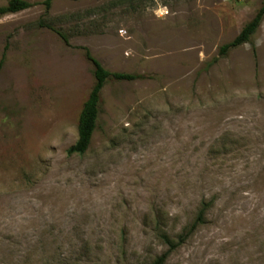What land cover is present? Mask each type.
Listing matches in <instances>:
<instances>
[{
	"label": "rangeland",
	"instance_id": "rangeland-1",
	"mask_svg": "<svg viewBox=\"0 0 264 264\" xmlns=\"http://www.w3.org/2000/svg\"><path fill=\"white\" fill-rule=\"evenodd\" d=\"M26 1L0 17V264H153L205 207L165 264H264V20L219 58L264 0ZM82 47L147 78L108 82L69 155Z\"/></svg>",
	"mask_w": 264,
	"mask_h": 264
},
{
	"label": "trees",
	"instance_id": "trees-1",
	"mask_svg": "<svg viewBox=\"0 0 264 264\" xmlns=\"http://www.w3.org/2000/svg\"><path fill=\"white\" fill-rule=\"evenodd\" d=\"M54 1L55 0H42L41 4L44 9L43 16H47L49 14ZM33 6H35L34 3L28 2L26 0H9L5 6L0 7V17L9 14H16L18 12L30 9ZM263 20L264 3L257 10L255 16L243 26L239 34L231 42L220 47L219 58L227 56L231 50L250 42L252 36L259 29ZM39 26H46L53 29L51 26L46 25L42 19L39 21ZM53 30L59 34L66 45L70 44L68 37L63 32L56 29ZM82 50L84 52L85 60L92 68L94 84L80 113L78 120V139L75 144L68 149L67 153L69 155H84L87 152L98 125L100 109L103 102L102 90L108 82H131L147 78V76L144 74L109 71L97 58L92 55L88 48L82 47ZM4 58L5 54L3 55L1 64L3 63ZM206 210V207L205 210H201L196 220L187 230H185L186 233L180 234L177 239H173L166 232L160 234L162 242L168 246V251L158 257L153 264H165L169 258V255L185 242V240L188 238V235L194 232L197 226L204 223V214Z\"/></svg>",
	"mask_w": 264,
	"mask_h": 264
}]
</instances>
